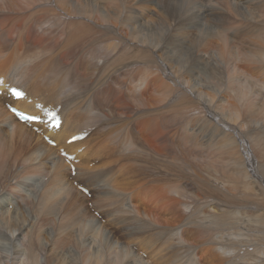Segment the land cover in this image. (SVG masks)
<instances>
[{
  "label": "bare ground",
  "instance_id": "bare-ground-1",
  "mask_svg": "<svg viewBox=\"0 0 264 264\" xmlns=\"http://www.w3.org/2000/svg\"><path fill=\"white\" fill-rule=\"evenodd\" d=\"M227 1L224 5L219 4L222 11L214 17L216 28H212L205 18L210 35H216L218 39L215 60L218 62L222 57L233 60V55H242L264 76V0ZM182 7L195 16V26L200 33L197 23L206 21L198 0H184L183 5L182 0H0V12L4 17L0 15L1 22L17 19V24L10 28L12 37L3 34L5 30L0 27V222L3 224L0 225V264H60L57 259L68 264L66 257L74 249L72 264H147V260L138 254L142 247L152 258L155 257L152 253L154 246L159 244L161 247L162 239L173 243L177 236V243L182 242L181 235L178 237L171 228L155 220V215L146 211L139 198L146 188L155 193L158 190L167 195L168 191H174L181 195L180 190L174 189L172 180L166 179L165 145H161L163 139L157 138L156 132L166 135L168 91H174L176 95L174 84L181 87L182 62L170 55L171 51L175 54L181 45L171 43L169 38L176 33L177 40L189 25L190 19L176 18L175 10ZM151 11L158 13L150 17L148 13ZM24 24L28 26L26 33L22 30ZM255 26H261L260 36L256 39L245 37L243 32L256 30ZM31 31L43 37L29 39ZM195 35L194 31L188 32V36ZM237 38L243 39L244 45L236 46ZM33 40L37 43H32ZM197 57H200L199 52ZM235 66L229 62L222 70L232 68L233 77L243 80L246 106H262L263 111L248 119L240 116L241 111L222 118L223 141L238 147L243 157L250 161L254 160L252 147L257 141V153H260L262 162H258L257 169L255 163L251 164L250 169L256 174H264V79L261 83L251 79ZM149 76L152 78L148 80ZM121 77L127 78L131 86ZM144 81L142 91L148 93L149 100L143 98L144 93L136 92ZM6 82L10 87L21 89L25 98L13 100L8 95ZM259 87L261 95L257 90ZM132 88L134 93H131ZM15 93L13 97H16ZM233 94L236 97V92ZM7 95L10 97L8 104L29 114H37L44 107L56 110L61 119L58 130L48 131L39 126L41 134L35 133L32 126L36 124L29 126L22 122V114L15 117L4 106L6 100L1 96ZM35 96L37 100H34ZM115 98L131 104L118 108L114 105ZM175 98H179V93ZM30 99L32 103H27ZM220 99L221 95L217 96L216 102ZM209 110L205 112L208 121L212 122L219 112L214 111L215 116H211ZM146 135L149 141L144 142ZM44 136L54 141L55 147L45 143ZM150 140H156L159 149L153 150ZM19 159L31 162L27 166L33 176L50 173L39 194L38 213L44 217L36 215L28 224L19 220L21 206L20 200L17 202L16 199L25 200L22 197L28 194L34 178L25 169L22 171L24 166L21 171H26L27 175L16 168L9 173V165L18 167ZM17 161L18 165H15ZM92 161L93 166L89 167ZM233 163L244 178L243 183L247 182L246 162L244 165L242 157H237ZM173 167L182 169V162ZM226 174H221L220 185L226 182ZM254 184L264 190V182L261 184L257 179ZM89 190H92L91 200L83 193ZM231 199L233 197L222 193L215 198L209 196L202 204H208L211 210L205 212L210 216L205 228L217 224L219 217L225 214L223 218H227V223H223V231L228 238L235 235L231 244L220 240L217 235L210 242L211 249L219 250L216 264H264V258L257 257L260 251L264 253V244L248 236L249 229L244 228L242 221L235 222L239 225L237 229L235 225L232 227L230 212L241 206H230ZM90 201L104 215L106 224L91 213L87 206ZM61 206L65 211L55 223L57 226L50 229L49 220ZM242 209L246 213L250 206L243 203ZM252 216L256 220L262 219ZM71 219L76 227L72 226ZM34 226L37 244L30 236ZM219 227L221 230V224ZM75 229L77 231L73 233ZM51 233H64L70 243L74 242V248L58 241L55 245ZM52 244L54 250H59L55 255L50 252ZM40 246L45 248L42 249L44 256L40 253ZM248 249L257 255L251 257ZM161 252L162 247L160 254L153 259L154 263L168 264V257ZM181 255L176 257L175 264H181ZM182 264L197 262L190 258Z\"/></svg>",
  "mask_w": 264,
  "mask_h": 264
},
{
  "label": "rangeland",
  "instance_id": "rangeland-1",
  "mask_svg": "<svg viewBox=\"0 0 264 264\" xmlns=\"http://www.w3.org/2000/svg\"><path fill=\"white\" fill-rule=\"evenodd\" d=\"M198 1L201 3L200 10L202 11V15L204 16V21H206V23H201V22L197 23V27L199 28L200 33L195 26V16H192V13L190 11H186L183 7L182 9L175 10L176 18H182V20L190 19L188 27L181 31L177 40L175 39L174 36L176 33H172L169 38L171 43L179 44L182 47V48L178 47V50L176 51L175 54L172 51L170 52L172 58L178 57L179 60L182 62V73L180 75L181 87L179 86L178 88L177 84H174V87L176 88V95L174 91L173 92L171 90L168 91V94H170L169 95L170 98L168 97L169 100L167 99L166 102L168 106L166 108V110H168V112L166 113L167 116L166 135H161L159 131L156 132L158 135L157 138L161 137L163 139V143L161 145L163 144L165 145V155H164L165 157L163 158L165 160V164L168 163V165H165L164 168L165 170H167V172L165 171V174L168 175L166 176V179L170 178L172 180L171 182L174 189L180 190L181 195L178 196L177 192L175 193L174 191L172 192L168 191L167 195L160 194L158 190H157L158 193L157 194L151 188L150 189L146 188V190L142 191L141 194L139 195L140 202L144 205V207L147 209L146 211L149 212L150 215H155L154 216L155 220L159 221L164 226L171 228L172 232H175L176 235H178V237L181 235L182 238L181 243H177V236L176 239L173 240V243H168L167 240L165 241V239H162L161 241L160 244L162 247L161 254L163 253V255H166L168 257V264H175L174 261L176 260V257L181 254H182L181 255L182 260L180 261L181 264L188 262L190 258L195 259V262H197V264L218 263V261H216L215 258H216V254L219 253V250L211 249L210 242L213 240L215 235H217L220 240L225 241L227 244H231V239L235 235L228 238L226 235V231H223L222 225L223 223H227V218H223L225 214L219 217L217 224L209 225V228H205L208 220H210V216L206 215L205 212H211V210L209 211L210 208H208L209 207L208 204H206V206L204 205L205 207L202 206V204L205 201H207L209 196L215 198L221 195L222 193H226L227 195L233 197V199H231L230 201L229 204L230 206L232 207L241 206L239 210H237L236 208L232 212H230V216L232 218V227L235 225V222L237 220L242 221L244 228L249 229L248 236L254 237L253 240L257 239V242L259 244L260 243L261 245L264 244L263 241L264 190H259L257 186H255L254 184V182L257 179L261 181L262 184L264 182V179L262 178V176L264 177V174L262 172H260V174H256L250 169L251 164L255 163V168L257 169L256 165L258 164V162L259 163L262 162V160L260 159L261 157L260 153L259 154L257 153L258 151L256 145L257 141L254 142V145L252 147L254 160L250 161L245 157H243L238 147H233V145L230 142L226 144L223 141V134H225L224 133L225 131L223 129L224 126L222 123V118L231 114L233 115V112L235 115L237 111L239 112L241 111L240 116L242 118L248 119L254 115L255 116L260 115L263 111V108L262 106H246L243 80L241 81V77H239L238 80L233 77L232 68H227L225 70L222 69L227 63L232 62L236 64L235 67L238 70H240L244 74H247L250 78L251 77L254 78L256 81H259L260 83L264 79V76H262V73L258 70V68L255 65L250 64L247 62L246 59H243V57L245 56L242 55H233L232 57L233 60L228 57H222V59L218 60V62L215 60V55L219 49L218 39L216 35L214 37L210 35L211 30L209 29L208 22L207 20H205V18L208 19L209 25L212 28H216L214 27V22L216 21L214 20V17L215 15L221 13L222 9L220 5L226 4L227 0L224 1L209 0L210 3L208 2V0L206 1L198 0ZM183 2L184 0H182V5ZM207 3H209L208 6ZM1 13L2 12H0V15ZM142 13H147V12H142ZM157 13H158L157 11H153V12L151 11L148 13V16L153 17ZM226 19H229V17H226ZM5 21H6L5 23L4 21L2 23L0 18V23H1L0 27L2 28L3 26L4 29L2 28V30H5L3 31L4 32L3 34H5L7 37L9 35L12 37L13 32H11L10 28L11 25L17 24V19H15L14 21L12 20L10 21L5 20ZM222 24L225 23H221L220 25ZM24 25H23L24 28L22 27V30L24 33H26L27 32L26 27L28 26H26V24ZM227 25L229 26V23ZM230 26L236 27L235 25H230ZM260 27L261 26L254 27L258 32L256 30H250L248 32H243V34L244 35L246 34L245 37L250 36V37H255L254 39H256V37H259L261 34ZM191 31H194L196 35L188 36V32ZM30 33H32L31 34L32 36H29L28 37L29 39L35 37L33 39L38 40L39 38L43 37V36H36V33H33V31H31ZM180 39H182V41H180ZM33 42L35 41L33 40L32 43ZM35 43H37V41ZM235 44L236 46L244 45V40L241 38H237ZM198 52L200 54L199 58L197 57ZM207 54L209 55L208 57L206 56ZM202 56H204V58ZM180 65L181 63L178 64L179 67ZM174 74L177 75L176 72ZM121 78L123 82H125V80L127 81V78L125 80L123 79L125 77H121ZM151 78L152 76H149L148 80ZM126 83L128 84V86H131L129 81H127ZM144 83H146V81L143 82L142 87H139L140 89L139 88L137 89L138 91L136 90V92H138L140 95H142L143 93L145 94V91H142L143 90L142 88H144ZM9 85H10L9 82L5 83L6 88H10ZM174 87L172 86V89ZM259 89L261 88L259 87L257 89L260 95L263 94L261 93L262 90L259 91ZM133 91L134 89L132 88L131 93L135 92ZM234 92H236V97H234L233 94ZM178 93H179V98H175L178 95ZM144 94H143L144 96L143 98L148 99L149 98L148 93L147 95ZM8 95L7 97L1 96V98L6 100V102H4V106L6 108H7L6 103L10 99ZM219 95H221V99L216 102V98ZM37 99H38L37 96H35L34 100ZM27 103H32L31 99L28 100ZM130 104H131L130 101L120 100L118 98L114 99V105L117 106L118 108L127 107L130 106ZM206 109H210L209 113L211 116H215L216 113L214 111H217V113L219 112V114L214 118L212 122L208 121L207 113L205 112ZM212 127H214L215 130L214 129L212 130ZM7 130L9 131V129ZM35 133L41 134L39 132H35ZM43 133H45V130H43ZM146 140L149 141L147 135L143 141L146 142ZM156 140H150V143L153 144V150H155L154 148L159 149L157 143H155ZM44 142L47 143L45 140ZM237 157L239 158L242 157V161L244 162V165L246 162L248 168V178H247L248 180L245 183H243L244 178H242L239 175V173L237 172V167L233 163V159ZM23 159H19L21 160V163L19 164L18 167L9 165L11 167L9 173L11 171L13 172L15 168L16 171L20 172L21 168L24 166L22 171H24L25 169L28 174H32L33 171L29 169L30 166H27V163L31 164V162L29 161L23 162L22 161ZM93 161L88 164L89 167L93 166ZM180 162H182V169H180L179 167L177 168L173 167L176 163L178 164ZM15 165H18V161L17 163H15ZM167 166H169V168ZM172 167L175 170H173ZM166 168H168L169 170L171 169L170 171L172 172H170ZM22 171L20 172L21 174L27 175L26 171L25 172ZM173 171L174 172L177 171V172L174 173ZM222 173H227L225 175L226 182H224L223 184L221 183L220 185V181H221L220 177ZM33 175L34 174L30 176L34 178L30 185L32 186L33 184V186L29 189L28 194H25L22 197L25 198V200L19 197L16 199L17 202L20 200L19 205L21 206L22 216L20 217L19 220L26 224H28L30 221H33L36 215L38 217H44L41 216L40 213H38V203L40 202L39 194L42 191L41 189L46 183V180H48L50 173L47 171V173L45 174L39 173L37 176H33ZM71 177L74 176L71 175ZM88 192L87 194L84 195L87 197V199L91 200L92 197L90 196V193L92 194V190H89ZM21 194L23 193H20V195ZM237 200L239 203L237 202ZM214 202L215 201H213V203ZM243 203L248 204L250 206V209L246 213L242 209ZM196 204L197 205L199 204V206H197ZM185 205L186 208L184 207ZM209 205H212V202ZM87 206L89 207V210L91 209L90 211L91 213H93V215H95L96 217L98 216L99 217L98 219L103 224H106L104 215L100 214V212H98V209H95V207L92 206L91 201L88 202ZM64 211H65V207L61 206L58 210L55 211V213H53L48 224V227L50 229L57 226V224L55 223L59 220L60 216H62ZM220 214H222V212ZM251 214L256 215L262 219L256 220V218L253 217ZM190 216L191 218L189 219ZM244 217H246V219H244ZM175 221L178 224H176ZM0 223H1L0 225H3L2 222ZM71 224L73 227H76L75 221H73L72 219H71ZM220 224H221V230L219 227ZM238 227L239 225L236 224L235 229H237ZM28 230L29 229H27V231L24 234H26ZM76 231L77 230L75 229L73 233H76ZM45 234L47 235L48 232H46ZM30 236L32 241L34 240L33 242L37 244L35 226ZM47 237L49 236L47 235ZM245 240L248 241L249 239L246 237ZM52 241L55 242V245H57L56 241H58L61 244L69 243L70 249L72 247L74 248V242L70 243L71 242L70 239L64 233L53 235ZM247 241L246 243L249 244V241L248 242ZM155 246H154V251L152 250L151 251L155 255V257H157L160 254L161 247L159 246V244ZM53 247L54 245L52 244V247H50L51 249L50 252H52V254L55 255L56 252L59 250L58 248L54 250ZM69 247H66V249H68ZM136 247L137 246H134L135 249L134 248L133 249L137 250ZM177 247H181V248L177 250ZM187 247L189 248L187 249ZM39 249L45 250V248L42 246H40ZM143 249L144 248L142 247L138 251V254H140L141 258L147 260V264H156L154 263L155 261H153L155 257L152 256V258H150L149 257L150 254L147 255V253L144 252ZM44 250L40 251V253L43 256L45 253ZM209 250L211 252H209ZM186 251L188 252V254L186 253ZM74 252L75 249L72 252H70L68 257H66V261L68 264H72L71 260H72V256L74 255ZM250 253H251V257L257 255L255 254L256 252L253 253V251L252 252L250 251L249 254ZM147 256L149 259L147 258ZM207 257L209 260H207ZM257 257L264 258L263 250L259 252ZM57 261L61 262L60 264H65L62 260L57 259ZM163 264H167V263L163 262ZM221 264H227V263H221Z\"/></svg>",
  "mask_w": 264,
  "mask_h": 264
},
{
  "label": "snow or ice",
  "instance_id": "snow-or-ice-1",
  "mask_svg": "<svg viewBox=\"0 0 264 264\" xmlns=\"http://www.w3.org/2000/svg\"><path fill=\"white\" fill-rule=\"evenodd\" d=\"M15 94H16L17 96L22 95V93H20V92H16ZM30 119H38V117H30ZM74 139H75V137H74Z\"/></svg>",
  "mask_w": 264,
  "mask_h": 264
}]
</instances>
